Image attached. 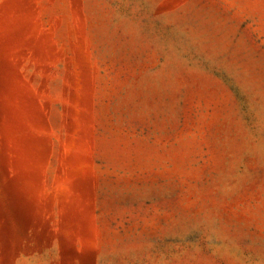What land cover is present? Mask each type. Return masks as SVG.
<instances>
[{"label": "rangeland", "instance_id": "1", "mask_svg": "<svg viewBox=\"0 0 264 264\" xmlns=\"http://www.w3.org/2000/svg\"><path fill=\"white\" fill-rule=\"evenodd\" d=\"M0 264H264V0H0Z\"/></svg>", "mask_w": 264, "mask_h": 264}]
</instances>
